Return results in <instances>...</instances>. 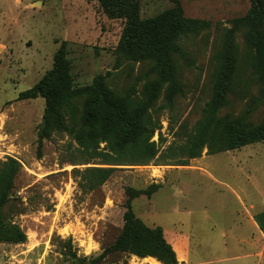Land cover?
Returning a JSON list of instances; mask_svg holds the SVG:
<instances>
[{"label": "rangeland", "instance_id": "obj_1", "mask_svg": "<svg viewBox=\"0 0 264 264\" xmlns=\"http://www.w3.org/2000/svg\"><path fill=\"white\" fill-rule=\"evenodd\" d=\"M180 3L185 17L207 26L183 37L173 53L183 92L173 109L159 108L163 97L153 108L160 121L153 140L161 150L184 145L201 119L228 40L236 47L237 63L229 104L220 114L251 126L264 119L262 86L252 66L255 51L244 39L247 27L241 21L252 1ZM171 7V0H141L140 17H155ZM124 23L108 18L97 0H0V164L9 157L21 164L5 213L27 235L25 243L0 242V264H72L63 255L70 248L88 261L97 258L122 231L126 189L156 187L150 197L135 198L133 210L148 226L162 227L170 243L173 234L190 235L194 264H264V235L255 241L259 230L245 224L247 217L264 211V141L217 154L205 149L187 166H122L91 191L83 174L74 170L100 165H73L80 156L78 145L48 124L44 98L18 100L20 92L52 69L63 41L74 86L111 72L107 81L119 95L142 99L144 85L154 78L150 63L122 61L115 68ZM81 104L76 103L77 121ZM66 124H72L69 115ZM239 233L257 244L251 258H236L248 253L241 252L247 246L235 244ZM127 261L156 264L135 256Z\"/></svg>", "mask_w": 264, "mask_h": 264}, {"label": "trees", "instance_id": "obj_2", "mask_svg": "<svg viewBox=\"0 0 264 264\" xmlns=\"http://www.w3.org/2000/svg\"><path fill=\"white\" fill-rule=\"evenodd\" d=\"M97 1L108 18L125 20L115 50V68L122 61L150 63L149 73L154 78L144 85L142 99L119 95L107 81L111 72L97 75L89 85L74 86L66 41L56 51L52 69L18 96V100L44 98L48 124L67 132L78 145L80 156L72 160L73 165L90 162L100 165L74 170L83 174L88 190L103 186L122 166H187L189 160L200 158L205 149L208 154H217L264 141V119L259 125L251 126L229 114H220L229 104L228 93L237 63L236 47L228 40L215 76L213 95L204 106L201 119L184 145L161 150L159 143L153 140L160 125L153 108L163 97L159 108L173 109L175 98L183 92L173 53L183 37L199 32L207 22L185 17L180 0H171L173 7L147 19L140 17L141 0ZM251 1L252 6L241 21L247 27L244 39L255 51L252 66L256 81L262 86L264 101V0ZM77 102L82 103L78 121ZM68 115L72 122L70 127L66 124ZM20 170V162L13 157L0 164V242L27 241L26 233L5 213ZM156 189H126L128 198L122 231L97 258L88 261L71 248L63 255L72 264H127L131 256L178 264L176 249L167 241L163 228L148 226L133 210L135 198L150 197ZM254 220L264 235V211L257 213Z\"/></svg>", "mask_w": 264, "mask_h": 264}, {"label": "crops", "instance_id": "obj_3", "mask_svg": "<svg viewBox=\"0 0 264 264\" xmlns=\"http://www.w3.org/2000/svg\"><path fill=\"white\" fill-rule=\"evenodd\" d=\"M228 152V151H227ZM212 177V176H211ZM245 224H249L250 227H255L256 230H259L260 234L256 235L255 237V241L256 240H260L261 239V235H263V233L261 232V230L259 229L257 223L254 220L253 216L247 217L245 219ZM157 227V226H156ZM165 235V234H164ZM237 237L235 238V244L238 246H247V249L242 247V250H248V253L241 255L240 257H236L237 260H241V258L245 257V258H251L252 257V252L255 251V249H257V244L256 243H252V239H250V241L243 237L241 235V233L236 235ZM166 237V236H165ZM173 238V243H170L168 240V242L172 245L173 249H178L180 250L178 252V250H175L176 255H177V260L178 263H188V264H194L190 259V255H191V238L190 235H184V233H176L172 235ZM167 239V238H166ZM243 244V245H242ZM148 258H152V257H148Z\"/></svg>", "mask_w": 264, "mask_h": 264}, {"label": "bare ground", "instance_id": "obj_4", "mask_svg": "<svg viewBox=\"0 0 264 264\" xmlns=\"http://www.w3.org/2000/svg\"><path fill=\"white\" fill-rule=\"evenodd\" d=\"M144 259H151V260H153L154 261V263H156V264H162L161 262H159L158 260H156L155 258H144Z\"/></svg>", "mask_w": 264, "mask_h": 264}]
</instances>
